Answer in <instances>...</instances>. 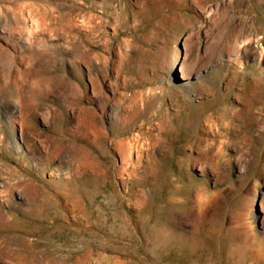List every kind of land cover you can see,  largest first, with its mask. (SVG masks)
I'll return each instance as SVG.
<instances>
[{"label":"rangeland","instance_id":"obj_1","mask_svg":"<svg viewBox=\"0 0 264 264\" xmlns=\"http://www.w3.org/2000/svg\"><path fill=\"white\" fill-rule=\"evenodd\" d=\"M0 264H264V0H0Z\"/></svg>","mask_w":264,"mask_h":264},{"label":"bare ground","instance_id":"obj_2","mask_svg":"<svg viewBox=\"0 0 264 264\" xmlns=\"http://www.w3.org/2000/svg\"><path fill=\"white\" fill-rule=\"evenodd\" d=\"M190 78H191V77L189 76L188 73H186V72L183 73V75H182V79H183V80H187V81H188Z\"/></svg>","mask_w":264,"mask_h":264}]
</instances>
